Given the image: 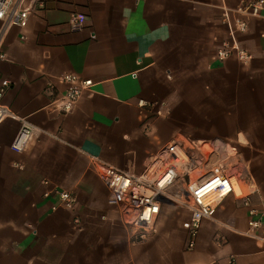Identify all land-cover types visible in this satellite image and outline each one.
Segmentation results:
<instances>
[{
  "label": "crops",
  "instance_id": "0c3cea01",
  "mask_svg": "<svg viewBox=\"0 0 264 264\" xmlns=\"http://www.w3.org/2000/svg\"><path fill=\"white\" fill-rule=\"evenodd\" d=\"M45 1L25 26L0 19V84L11 80L0 97V264H264V241L247 233L251 207L264 222V6L252 14L240 7L255 0ZM226 12L248 21L237 33L247 59L217 55L232 40ZM66 72L94 85L62 114L52 102ZM22 118L38 130L16 151ZM181 136L234 145L243 194L203 220L194 247L191 210L171 200L157 232L134 242L94 160L141 172ZM58 190L77 196L75 208Z\"/></svg>",
  "mask_w": 264,
  "mask_h": 264
},
{
  "label": "built area",
  "instance_id": "2783aa9c",
  "mask_svg": "<svg viewBox=\"0 0 264 264\" xmlns=\"http://www.w3.org/2000/svg\"><path fill=\"white\" fill-rule=\"evenodd\" d=\"M36 5L45 7L46 1L0 0V19L4 21V26H25ZM263 6L264 0H255L242 5L240 11L259 14ZM225 19L232 40L224 42L218 49V57L224 59L237 52L240 57L247 59L249 54L238 44L237 33L248 29V21L242 17L233 19L229 12L225 13ZM74 22L80 24L77 15ZM6 57V52L0 47V59ZM62 79L66 83L65 91L54 99L52 105L62 114H67L74 109L82 94L92 88L94 81L74 72H66ZM10 84L11 80H2L0 97ZM37 130V125L22 118L19 132L12 143L13 149L26 150ZM229 147L236 153L234 145H220L213 140L181 136L152 155L141 172L119 168L100 158L94 160V165L109 191L108 202L121 216L132 241L146 240L157 232L161 207L164 202L171 200L191 210V217L185 222V226L189 233V246L194 247L203 220L213 218L218 206L227 196L243 194L242 189L239 192L237 188L239 183L235 165L226 163V158L232 156ZM221 153L223 155L220 159L214 160ZM180 185L183 186V192L173 193V189ZM58 192L61 205L75 208L78 199L73 192ZM50 194L46 192L47 196ZM53 207L56 209L57 204ZM248 224L247 233L264 241V236L259 234V229L264 225L262 212L251 207Z\"/></svg>",
  "mask_w": 264,
  "mask_h": 264
},
{
  "label": "rangeland",
  "instance_id": "374dc122",
  "mask_svg": "<svg viewBox=\"0 0 264 264\" xmlns=\"http://www.w3.org/2000/svg\"><path fill=\"white\" fill-rule=\"evenodd\" d=\"M229 152L230 154H232V156H230L229 158H226V163H230V164H234L232 161L233 159V154L235 153V150H233V148L229 147ZM223 154L221 153L220 156H216L214 160H218L220 159V157L222 156ZM237 188H238V191L240 192V185H237ZM182 193L183 192V186L180 185V186H177L176 188L173 189V193ZM176 204H178L179 206H182V207H185L183 205H181L179 202H177Z\"/></svg>",
  "mask_w": 264,
  "mask_h": 264
}]
</instances>
